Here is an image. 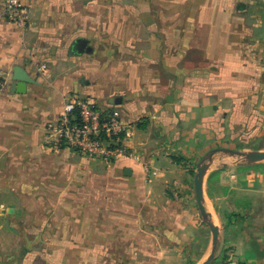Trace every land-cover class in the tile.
Wrapping results in <instances>:
<instances>
[{
	"label": "crops",
	"instance_id": "obj_1",
	"mask_svg": "<svg viewBox=\"0 0 264 264\" xmlns=\"http://www.w3.org/2000/svg\"><path fill=\"white\" fill-rule=\"evenodd\" d=\"M130 2L123 8L134 9L133 15L115 23L131 25L125 36L139 61L121 72L94 60L87 26L95 23L98 0H25V28L3 17L0 0V232L15 233L10 218L44 216L45 203L60 204L66 187L69 209H75L77 177L93 178L91 169L78 174L80 160H96L106 169L102 183H119L132 202L152 201L166 185H184L193 196V165L206 160L210 172L226 167L213 202L233 235V259L264 264V171L257 164L240 169L224 162L230 151L264 149V72L255 68L253 76L251 61L232 43L235 35L228 28L221 32V25H230L234 1ZM100 8L107 16L96 20L109 24L108 4ZM77 39L87 41L81 52L74 48ZM19 69L29 81L18 93ZM74 98L128 124L134 157L103 163L73 149L51 148L46 125ZM61 173H68L66 180ZM105 191L116 194L112 186ZM168 194L170 201L179 200ZM64 246L45 251L21 244L2 264H66L71 244Z\"/></svg>",
	"mask_w": 264,
	"mask_h": 264
},
{
	"label": "rangeland",
	"instance_id": "obj_2",
	"mask_svg": "<svg viewBox=\"0 0 264 264\" xmlns=\"http://www.w3.org/2000/svg\"><path fill=\"white\" fill-rule=\"evenodd\" d=\"M232 1L234 14L229 19V26L221 25V32H227L228 28L235 35L232 43L246 54L254 70L253 76H256L255 68L264 72V0ZM129 2L98 0L92 10L95 23L87 26L92 30L90 43L94 49V60L108 71L132 68L133 63L139 61L132 52V40L125 36L127 31L131 32V25L115 23L133 15L134 9L123 8ZM105 3L108 4L110 22L104 25L96 18L107 16L106 10L100 8ZM224 158L227 160L224 162L236 164V168L245 169L257 164V169L264 171V161L247 164L238 154ZM89 161L84 163L80 160L78 163V174L91 169L90 177L93 178L77 177L75 209L72 204L69 209L66 187L60 204L56 202L52 207V202L45 203L44 216L9 219L8 225L15 233L7 235L0 232V264L5 255L15 252L21 244L47 251V247L58 243L66 247L71 244L70 249L64 246L68 253L66 264H201L213 248L214 256L208 264H239L233 259L232 248L228 244L233 235L227 231V224L219 221L213 202V195L220 192L214 185L219 182V173L225 166L220 165L218 170L210 172L213 167L209 161L193 165L194 178L199 166L205 171V214H201L195 190L193 196L186 194L184 185L179 188L173 186V189H167L166 185L152 201H128L125 188L119 183L103 184L101 178L106 175V169L96 160ZM234 176L231 175L232 178ZM67 177L68 173L60 174L61 181ZM92 179H95L94 183ZM111 186L116 189V194L106 193L105 189ZM168 192L169 196L179 197V200L167 199ZM132 204H137V207ZM209 223L218 228L215 247ZM11 236L13 238L10 239Z\"/></svg>",
	"mask_w": 264,
	"mask_h": 264
},
{
	"label": "built area",
	"instance_id": "obj_3",
	"mask_svg": "<svg viewBox=\"0 0 264 264\" xmlns=\"http://www.w3.org/2000/svg\"><path fill=\"white\" fill-rule=\"evenodd\" d=\"M2 15L12 24L25 28L29 19L25 0H3ZM129 138L130 126L115 113L77 98L66 102L59 117L46 125V143L51 148L73 149L103 163L134 157L127 145Z\"/></svg>",
	"mask_w": 264,
	"mask_h": 264
},
{
	"label": "water",
	"instance_id": "obj_4",
	"mask_svg": "<svg viewBox=\"0 0 264 264\" xmlns=\"http://www.w3.org/2000/svg\"><path fill=\"white\" fill-rule=\"evenodd\" d=\"M87 45V41L83 40V39H77L75 44H74V48L77 52H81L82 49L85 48V46ZM86 51H90V48L86 47ZM14 79L16 80V91L22 92L23 91V87L25 85L26 82L29 81V77L27 76V74L19 69L17 70ZM230 151V150H229ZM232 154H238L239 156L242 157V161L247 163V164H253V163H257V162H261L264 161V149L262 150H250L247 152H237V151H230ZM204 168H202L201 166L198 167L197 169V173L195 175L194 178V190H195V197H196V201L198 203V207L199 210L201 212V214H205V208H204V191H203V184H204ZM130 171L125 173V175H129ZM209 227L210 230L213 234V245L214 247L217 244V240H218V228L212 224L209 223ZM214 256V248L211 251L210 255L208 256V258L202 262L201 264H208L211 262V260L213 259Z\"/></svg>",
	"mask_w": 264,
	"mask_h": 264
}]
</instances>
